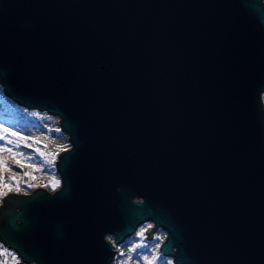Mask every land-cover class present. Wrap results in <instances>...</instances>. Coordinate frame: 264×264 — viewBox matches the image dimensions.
<instances>
[{"label":"water","instance_id":"obj_1","mask_svg":"<svg viewBox=\"0 0 264 264\" xmlns=\"http://www.w3.org/2000/svg\"><path fill=\"white\" fill-rule=\"evenodd\" d=\"M0 84L71 142L3 198L17 264H111L147 222L176 264H264V0H0Z\"/></svg>","mask_w":264,"mask_h":264},{"label":"rangeland","instance_id":"obj_2","mask_svg":"<svg viewBox=\"0 0 264 264\" xmlns=\"http://www.w3.org/2000/svg\"><path fill=\"white\" fill-rule=\"evenodd\" d=\"M0 95H4L1 98L5 106L3 112L11 117V123L0 121V145L8 149L12 148L17 156L25 161L43 162L48 170L55 171L59 154L71 147L68 134L62 131L60 117L50 115L46 111L28 109L15 103L5 96L1 84ZM23 145H27L33 150L26 149ZM18 167L20 168V166ZM40 177L41 175L39 174L30 173L29 179L25 180V182L33 187L32 190H35L42 184L40 183ZM15 182L16 184L13 187L17 188L16 186L20 185L19 181L16 180ZM61 184V176L57 180H53L54 186H60ZM11 186H6L0 190V206L3 203V198L8 193H21L20 191H11ZM150 226L153 227L152 223L147 222L141 225L137 232L132 235V240L130 241L132 245L131 252L128 251L129 254L123 255L120 260L121 264H176L171 261V257L166 259V261L162 260L159 247L165 238V232L159 231L157 234L153 232L152 238L149 239L147 230ZM130 253L141 255L142 259L139 261L134 258L135 255ZM14 256L17 259L16 253Z\"/></svg>","mask_w":264,"mask_h":264},{"label":"trees","instance_id":"obj_3","mask_svg":"<svg viewBox=\"0 0 264 264\" xmlns=\"http://www.w3.org/2000/svg\"><path fill=\"white\" fill-rule=\"evenodd\" d=\"M3 96L0 95V121L4 123H11V117L3 112L5 107L3 101L1 100ZM23 146L26 149L31 151L33 150L27 145ZM18 166H20V168ZM30 173L41 175L40 183L42 184L39 188L56 191L62 186V184L60 186L53 185V180L60 178L57 168H55V171H51L46 168V164L43 162L34 163L31 161H25L17 156L12 148L8 149L0 145V190L4 189L6 186L12 185L10 189L11 191H20L21 193H29L33 191V187L29 186L25 182V180L29 179ZM16 180H18L20 184L19 186H16L17 188L13 187L16 184ZM141 257L142 256L138 254L134 256V258L139 261L142 259ZM161 258L166 261L169 257L161 255ZM111 264L121 263L114 259Z\"/></svg>","mask_w":264,"mask_h":264},{"label":"flooded vegetation","instance_id":"obj_4","mask_svg":"<svg viewBox=\"0 0 264 264\" xmlns=\"http://www.w3.org/2000/svg\"><path fill=\"white\" fill-rule=\"evenodd\" d=\"M152 223V222H151ZM146 224V223H145ZM152 226H154V223H152ZM159 231L160 232H165V238H164V240L166 239V236H167V233H166V231H164V230H162V229H156L155 231H154V233H159ZM132 237V236H131ZM131 237H128V238H126L125 239V241H123L122 243H120L117 247H116V249H117V253H116V256H115V258L114 259H116L117 261H119L120 262V260L123 258V255L124 254H129V252H131L130 251V249H131V244H130V241L132 240L131 239ZM107 238L108 239H110V240H114V236L113 235H107ZM163 240V241H164ZM162 241V242H163ZM161 242V243H162ZM123 244H124V246H123ZM161 245V244H160ZM128 249V250H127ZM126 250H127V252H126ZM129 251V252H128ZM159 251H160V248H159ZM130 254H132V255H136L135 253H130ZM162 255V254H161ZM171 261H174L173 260V258L171 257Z\"/></svg>","mask_w":264,"mask_h":264},{"label":"built area","instance_id":"obj_5","mask_svg":"<svg viewBox=\"0 0 264 264\" xmlns=\"http://www.w3.org/2000/svg\"><path fill=\"white\" fill-rule=\"evenodd\" d=\"M8 246L9 245H5V243L0 240V264H17L20 260V257L17 255L16 259L14 256L16 252Z\"/></svg>","mask_w":264,"mask_h":264}]
</instances>
